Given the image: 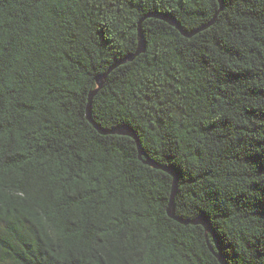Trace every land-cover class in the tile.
Wrapping results in <instances>:
<instances>
[{"label":"trees","instance_id":"16d2710c","mask_svg":"<svg viewBox=\"0 0 264 264\" xmlns=\"http://www.w3.org/2000/svg\"><path fill=\"white\" fill-rule=\"evenodd\" d=\"M223 2L0 0V264H264V0ZM154 14L194 35L120 64Z\"/></svg>","mask_w":264,"mask_h":264},{"label":"water","instance_id":"95a60500","mask_svg":"<svg viewBox=\"0 0 264 264\" xmlns=\"http://www.w3.org/2000/svg\"><path fill=\"white\" fill-rule=\"evenodd\" d=\"M219 1H220L221 5L224 4L223 0H219ZM148 18H156V19H159L161 21H164V22L168 23L172 27L177 28L185 37H192L194 35V33L187 34L182 29V27L180 26L178 21L171 15L154 14V15L147 16L140 23V26H139V48H138L137 53L134 56L127 58L124 62H122L120 64H124V63L130 62V61H133L136 57H139L141 54H144L146 52V50H147V40L145 38L143 29H142V25H143V22L146 19H148ZM212 24H214V22ZM108 76H109V73L106 74L105 76L98 77V79H97L98 90L95 91L94 93H92L91 96H90V102H89V105H88L87 114H88L89 120L92 121V122H93V120H92V104H93L94 97L98 94L99 90L104 87V84H105ZM98 129L100 130L101 133H103L105 135L106 134H113V135H123V136L132 137L133 139H135L137 141V143H138V145L140 147V150H141V155H143L142 154L143 150H142L141 145H140V140H139L138 136L136 135V133L134 132V130L132 128H130L128 126H121V127L115 128V129H113L111 131H108V132H105L104 130H101L100 128H98ZM146 164L154 166V163L151 162V161L146 162ZM159 169H163L164 171L169 173L174 178V185H173V190H172L171 203H170V207L168 209L169 216L172 219H174V220H176V221H178V222H180L182 224H185V225L191 224L190 222L183 221V220H181L180 218H178L176 216L175 208H176V198H177L178 193H179V175L177 174L176 171L168 169V168H164L163 167V168H159ZM192 224L203 225L206 229H208V224L203 219H202V221H197V222H194ZM220 260H221L222 264H225L224 260L221 257H220Z\"/></svg>","mask_w":264,"mask_h":264}]
</instances>
